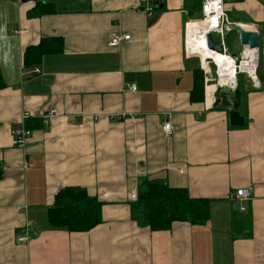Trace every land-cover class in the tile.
I'll return each mask as SVG.
<instances>
[{"label": "crops", "instance_id": "crops-1", "mask_svg": "<svg viewBox=\"0 0 264 264\" xmlns=\"http://www.w3.org/2000/svg\"><path fill=\"white\" fill-rule=\"evenodd\" d=\"M37 1L57 11L29 17ZM201 2L159 0L148 19L138 0H0V264H264V2L224 0L229 21L259 34V86L236 76L244 128H230L227 111L212 107L213 87L204 83L203 102L190 101L200 69L198 55H185L194 24L192 51L206 54L203 24L187 32L185 24L200 19ZM111 32L130 39L112 47ZM229 36L232 53L242 54L237 31ZM43 39L61 41L62 51L25 64V49ZM50 109L57 116L31 118L26 147H13L21 113ZM145 180L209 199V221L166 231L138 225L129 196ZM65 187L102 202L99 225L48 228L47 210ZM238 189L252 199H234ZM27 223L30 239L18 243Z\"/></svg>", "mask_w": 264, "mask_h": 264}, {"label": "trees", "instance_id": "trees-1", "mask_svg": "<svg viewBox=\"0 0 264 264\" xmlns=\"http://www.w3.org/2000/svg\"><path fill=\"white\" fill-rule=\"evenodd\" d=\"M57 9L51 3L37 1L28 13L29 17H39L55 13ZM43 39L36 46L27 47L23 61L27 65H37L42 57L62 51L61 41ZM194 82L190 91L191 102L204 100V74L199 69L194 72ZM4 83L0 74V90ZM239 90L242 91L239 86ZM244 98L246 92L243 91ZM28 122V121H27ZM26 127L30 126L26 123ZM230 128H235L231 127ZM246 127V123L241 127ZM3 170L0 166V180ZM136 199L129 203L131 218L140 226L151 231H166L174 222H187L191 226H204L210 218L211 201L192 198L184 188H171L163 181L145 180L139 184ZM102 202L88 195L81 187H65L59 190L52 206L47 210L48 228L69 233L88 232L102 222Z\"/></svg>", "mask_w": 264, "mask_h": 264}, {"label": "built area", "instance_id": "built-area-1", "mask_svg": "<svg viewBox=\"0 0 264 264\" xmlns=\"http://www.w3.org/2000/svg\"><path fill=\"white\" fill-rule=\"evenodd\" d=\"M15 1L19 2L20 0H15ZM138 1H139V7L144 13V15L148 19H151L157 7V0H138ZM200 9H201L200 19L187 22L185 24V31L187 32L188 25L191 22H199V23L204 24L205 31H206L205 36L209 34L212 40H213V35L217 36L220 39V42L217 44H219L221 48L223 49V53L221 54L230 57L232 60L236 62V57L229 55L226 51L227 49L225 46V38L229 33H231L232 31H235L236 27H241L244 29H247V28H245L241 24L233 23L229 21L227 14L225 12V9H224V0H202ZM263 35H264V31H263ZM129 39H130V35L128 34L119 35L116 32H111L109 45L114 47L116 45H119L122 41H128ZM205 45H206V38H205ZM210 51L215 52L212 50ZM185 55L186 56H191V55L199 56V67L204 74V83H205L206 91H207V87L209 86L213 87L212 90H214L216 87V84H219L218 83L219 68L215 65V62L209 57L202 59V57L199 54H194L191 51H189L187 48V42L185 46ZM256 55H257V51H256ZM211 66L214 67V77H211V74H212ZM256 68H257V61H256V66H255L253 74L252 75L247 74L249 77L253 78L254 87L259 86V83L255 78ZM32 74L33 75L40 74V70L38 68H34L32 71ZM237 74H235L233 82L230 83L229 86L234 87L236 83ZM125 87L127 88V90L131 92L136 91V87L134 85L126 84ZM57 114L58 113L55 109H50L46 112H41L37 115L31 114L28 111H23L21 113L19 123L15 125L11 130L13 147L18 148V149H24L26 147L27 141L31 137V132H32L31 129L26 127L27 121H29L31 118H37L42 124H47L49 120L57 116ZM162 131L165 135L171 134L172 125L169 120L163 123ZM26 167L27 165L24 164L23 168H26ZM232 196L234 199H238L242 203L248 202L252 199L251 191L248 189L247 190L238 189L236 190V192H234ZM136 197H137L136 194L132 193L129 196V199L133 201L136 199ZM239 210L244 211L245 207L243 205H240ZM29 229H30V224L27 223L25 225V228L22 231V235H19V237H17L18 243H25L30 239Z\"/></svg>", "mask_w": 264, "mask_h": 264}, {"label": "water", "instance_id": "water-1", "mask_svg": "<svg viewBox=\"0 0 264 264\" xmlns=\"http://www.w3.org/2000/svg\"><path fill=\"white\" fill-rule=\"evenodd\" d=\"M158 1L159 0H157V3ZM235 31H237L240 44L244 48L255 51L259 49V34L257 31L244 29L241 27H236ZM205 38L206 45L209 50L218 52L220 54L223 53L221 46L215 43L209 34H207ZM242 59V54L236 58L237 66L240 64ZM213 98V108L225 109L227 111L229 126L239 128L244 125L245 119L239 111V107L241 105V93L237 81L233 88L229 85L216 84L213 92Z\"/></svg>", "mask_w": 264, "mask_h": 264}, {"label": "bare ground", "instance_id": "bare-ground-1", "mask_svg": "<svg viewBox=\"0 0 264 264\" xmlns=\"http://www.w3.org/2000/svg\"><path fill=\"white\" fill-rule=\"evenodd\" d=\"M194 25H192L187 32V48L189 51L190 49L192 51V40H191L190 29ZM202 27H203V32H202L198 47L201 48V51L205 52L206 55L204 56V58L201 55L200 56L202 57V59L209 57L215 62V65L219 68V71H218L219 72V79H218L219 84L229 85L230 83L233 82L234 76L237 73L238 74L246 73L248 75L253 74L255 66H256V61H257V55H256L255 50H249L248 48H244L243 59L240 62V64L237 66L236 62L232 60L230 57L220 54L218 52H211L207 48V45H205L206 31H205L204 24ZM189 43H190V46H189ZM192 53L194 52L192 51Z\"/></svg>", "mask_w": 264, "mask_h": 264}, {"label": "rangeland", "instance_id": "rangeland-1", "mask_svg": "<svg viewBox=\"0 0 264 264\" xmlns=\"http://www.w3.org/2000/svg\"><path fill=\"white\" fill-rule=\"evenodd\" d=\"M199 24H201V23H199ZM226 40V46L229 48V50H230V55L232 56V55H235V57L236 58H238L239 56H240V54H235V53H232L233 51H231V48H232V42H231V38H230V36L229 37H227V38H225ZM213 40L216 42V43H219L220 42V39L217 37V36H215V35H213ZM211 69H212V73L214 74V67H212L211 66Z\"/></svg>", "mask_w": 264, "mask_h": 264}]
</instances>
